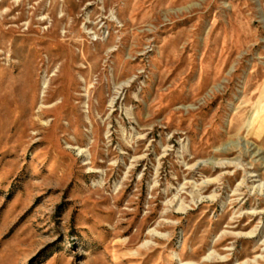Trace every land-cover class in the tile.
<instances>
[{"label": "rangeland", "instance_id": "obj_1", "mask_svg": "<svg viewBox=\"0 0 264 264\" xmlns=\"http://www.w3.org/2000/svg\"><path fill=\"white\" fill-rule=\"evenodd\" d=\"M262 182L264 0H0V264H264Z\"/></svg>", "mask_w": 264, "mask_h": 264}, {"label": "bare ground", "instance_id": "obj_2", "mask_svg": "<svg viewBox=\"0 0 264 264\" xmlns=\"http://www.w3.org/2000/svg\"><path fill=\"white\" fill-rule=\"evenodd\" d=\"M9 31V30H8ZM10 31H12V30H10ZM48 87V86H47ZM46 86L44 87V89H46L47 88ZM46 92V90H44V93ZM61 105H63V101L61 102ZM254 188H264V182H262V183H260L259 185H257V186H253Z\"/></svg>", "mask_w": 264, "mask_h": 264}]
</instances>
